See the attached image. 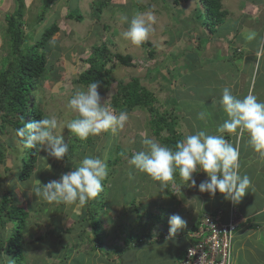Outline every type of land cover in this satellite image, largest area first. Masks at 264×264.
I'll return each mask as SVG.
<instances>
[{"label":"rangeland","instance_id":"rangeland-1","mask_svg":"<svg viewBox=\"0 0 264 264\" xmlns=\"http://www.w3.org/2000/svg\"><path fill=\"white\" fill-rule=\"evenodd\" d=\"M24 2L22 30L26 35V42L22 49L25 50L24 47L27 45H34L42 31L52 24L58 27L49 38L46 48L38 49V52H49L47 60L50 70L42 86L32 87L28 101L30 103L34 101L38 105L43 112L42 118L53 116L57 118L61 125L59 134H62L68 147L74 148L73 158L62 163L42 149L39 155L45 158L42 160L45 163L43 167L45 171L42 175L38 174L32 182H24L16 175L17 169L18 171L20 169L18 156L21 147L15 129L12 124H7L5 130H0V145L3 146L6 154V162L0 166V203L2 197L8 195L12 196L17 205L23 206L28 211L33 205L27 220L29 230L23 238L27 249L30 248L29 263L70 264L77 256L90 255L94 258L97 255V251L92 250L94 246L92 229L91 222L87 218L86 206L49 204L35 196V189L40 187L36 181L43 186L52 180H59L62 174L75 168L86 155L100 157L106 161L108 166L106 179L109 177L108 188L111 187L106 191L111 192L110 196L114 201L111 200V208L102 210L99 215L101 218L96 214L101 209L93 207L96 211L95 214L93 213V220L101 219L99 228L102 235L99 249L101 260L104 254L110 256L106 253L109 247L125 250L124 237L134 235L139 238L141 231L146 232L152 229L151 226H156L157 230L165 226L169 228L168 220L172 215H180L189 224L192 218L195 219L197 210L200 211L198 217L209 212L211 209L204 208V200L210 198L198 190L199 184L207 178L206 174L202 172L194 174L196 187H190V182L187 184L180 180L182 185L178 187L176 184L173 185L174 192L169 194L165 190L167 187L161 189L157 186V182L129 165L128 160L131 156L142 150V137H153L150 135L153 124L149 123L151 115L148 112L136 110L128 112L129 120L123 128H115L100 136H90L86 141H81L66 129V124L75 115L66 105L80 87L75 85L73 80L87 69L85 59L94 55L95 47L105 46L112 54L129 55L132 58L131 66H123L113 60L108 52L105 53L110 58L106 67L111 70L110 74L115 78L110 89L101 95L102 101L105 100L107 106L112 108L109 104L117 82L129 83L133 78H137L143 86L156 95L158 104L154 107L162 111L164 105L168 112L177 116L182 138L198 130H207L215 134L217 126L227 118L219 104L224 87H230L238 98L246 96L248 91L256 92L255 95L259 100L264 98V88H261L264 63L256 64L254 58L249 56L248 60L251 62L246 65L243 63V67L236 64L240 59L235 55L242 58L247 52L243 50L241 54H236L235 51H230L234 45L232 39L234 31L231 29L226 35L221 31L232 28L231 21L226 19L220 29L218 28V32L212 34L208 24L210 19L204 12L201 0H56L50 3L42 15L41 9L49 0H24ZM221 2L223 10L228 11L227 15L234 22H240L242 14L252 15L248 10L241 9L242 4H239L241 1L221 0ZM100 3L104 5L98 11ZM16 8L14 0H0V70L6 67L5 57L8 62H15L16 54L10 53V47L3 44V40L7 29L5 15H12ZM148 10H151L155 16L154 31L142 46L135 47L123 39L122 33L127 30L134 15ZM67 13L81 15L82 19H67ZM38 17H42L41 20ZM260 34L261 32L257 34V38ZM230 43L233 45L227 47ZM207 56L208 58L203 60ZM251 65L254 67V73ZM237 70L244 71L245 76L238 79L235 75ZM200 112L207 113L206 119H197ZM1 125L0 121V129ZM242 143H244L243 139ZM117 148H120L124 155L112 167L109 162L115 160L114 158L119 154ZM102 185L105 196L103 182ZM147 189L154 194L157 191L160 193L153 197L158 199L159 205L154 203L149 208L146 207V199L152 202L151 197L146 195ZM184 191H190V194L187 195ZM24 193L28 199L25 198ZM200 193L201 195H198ZM170 195H174L175 199L183 204L170 205L166 202V198L171 201ZM100 198L101 193L95 200L99 201ZM122 199L124 202L120 203ZM125 199L133 200V203H127ZM213 199L211 197V201ZM185 200H189V203ZM184 205H189V212L186 209L185 212H179L180 207ZM170 208L173 212H169ZM158 217L162 221L158 225L153 224L159 221ZM72 223L76 227L73 228L74 230L71 227ZM60 228H68L67 233L61 238L53 233ZM180 230H185V227ZM6 232V229H0V235L5 236ZM247 236L250 235L245 231L237 232L235 240L247 239ZM233 249L238 251L240 260H245L242 255H247L245 264L264 263V252H260L259 247L250 251L244 249L242 244L234 242L232 252ZM150 251L155 252V250ZM1 256L0 264H5ZM233 260L236 262L237 258L232 253V264Z\"/></svg>","mask_w":264,"mask_h":264},{"label":"clouds","instance_id":"clouds-1","mask_svg":"<svg viewBox=\"0 0 264 264\" xmlns=\"http://www.w3.org/2000/svg\"><path fill=\"white\" fill-rule=\"evenodd\" d=\"M154 22L155 16L151 10L137 13L131 18L127 30L122 33L123 39L135 47L142 46L154 31ZM256 38L257 33L254 30H250L245 36L248 42H252ZM33 86L36 84L33 83ZM100 86V81L89 83L86 88L80 86L67 101V109L75 115L66 124V129L81 141H86L90 136H100L115 128H123L129 120L127 111H120L119 114H116L114 109L106 105L105 100L102 101L98 91ZM32 87L28 100L32 93ZM219 104L227 118L217 126L215 134L209 133L207 130H198L185 135L176 142L174 147L162 145L154 137L144 136L141 139L142 150L131 156L128 160L129 165L137 172L145 174L150 180L157 182V186L161 189L166 188L170 182H174L177 173L184 182L187 184L190 182V187H196L194 174L202 172L206 174L207 178L199 184V192L208 193L212 198L221 195L228 202V206L224 204L209 212H214L217 209L227 211L230 205L237 209V204L245 196L251 180L247 175L243 177L239 175V147L229 142L225 138V134L236 137L246 134L251 148L264 155V101H260L256 95L251 93L243 98H238L232 93L231 88L226 86L222 89ZM36 105L34 103L30 108ZM206 116V112H200L197 119L204 120ZM30 118L32 119L31 116H28L26 120L29 121ZM60 128V123L53 116L30 123L24 122L23 126L16 130V135L22 139L25 148L37 149L39 152L43 149L48 152L49 156L60 161L66 157L69 151L68 144L64 142L62 134H59ZM41 159L45 160V158ZM48 167L50 166L48 165ZM107 175L108 166L105 160L86 155L75 168L62 174L59 180H52L43 186L39 181H36L40 187L35 189V196L49 204H75L83 207L94 201L103 191L102 181ZM170 210L173 209L170 208ZM168 223V236L154 238L146 243L143 240L142 243H137L132 247L172 237H185L190 245L194 242L191 235L195 231L191 228L190 231L187 230L184 233L178 232L186 225L180 215L170 216ZM195 223L197 222H192L191 227ZM244 225H247V221ZM92 240L94 245L92 248L99 251L100 246L95 242L93 232ZM124 251L122 250L116 255L111 253L109 258L111 257L114 264H120L119 256ZM183 252L186 253V251ZM184 258H181L180 262H175L183 264ZM8 264H14V262L9 259Z\"/></svg>","mask_w":264,"mask_h":264},{"label":"trees","instance_id":"trees-1","mask_svg":"<svg viewBox=\"0 0 264 264\" xmlns=\"http://www.w3.org/2000/svg\"><path fill=\"white\" fill-rule=\"evenodd\" d=\"M54 1L56 0H49V2H47L41 9L40 14L42 15V13L45 12L48 6H50V3ZM14 2L17 7L16 10L13 12L12 15H5L7 29L6 37H4L3 44H6L8 47H10V53H13V55L16 54V57L14 59V63L8 62L7 57H5L4 64L6 65V67L3 66L5 69L2 68L0 70V121L2 123L0 130L3 131L5 130V126L7 124H12L16 133V130L22 127L24 122L30 123L42 118L43 112L39 109L38 105L30 109L28 108V95L30 94V89L33 86V83H35L38 87L42 86L45 78L47 77V73L50 70V66L48 65L47 60V55L49 54V52H38V49L46 48L49 38L58 30V27L55 24H52L49 28H46L42 31L40 38L34 45H27L26 47H24L26 48L25 50L22 49L23 45L26 42V35L22 30V26L24 24L25 2L24 0H14ZM201 2L204 12H206L208 16L207 18L210 19L208 23L210 31L212 32V34L213 32H218V28L220 29V26L224 24L228 16L227 11L223 10L221 0H201ZM103 5L104 3H100L98 11H100ZM66 17L67 19L73 20L82 19L81 15H75L73 13H67ZM38 18L39 20H41L42 17ZM231 29L233 28L220 31L225 35ZM107 52L113 58V60H116V62L119 63V65H132V58L129 55H120L117 53L112 54L110 51L107 50L105 46L95 47L94 55L90 56L88 59H85V62L88 65L87 69L79 73V75L74 78L73 83L78 86L87 87L89 83H92L94 81H100L101 86L98 89L100 95L108 91L111 85L113 84L115 78L111 76V70L106 67V63L110 62V58L105 55V53ZM194 58L196 59V57ZM238 59H241V57L238 56ZM157 101L158 99L156 95L151 93V91H149L145 86H143L140 83L139 79L133 78L129 83H123L122 81L116 83V90L115 93L111 96V101L109 105L116 112H133L135 110L148 112L151 115V120L149 123L150 125L153 124L150 131V135H152L162 145L174 147L176 142L182 139V134L179 133L178 129V118L174 113L168 112L164 105H162L164 107V110L162 111H160L158 107H154L155 104H158ZM33 103L34 101H32L29 105H32ZM28 116L32 117V119L29 121L26 120ZM18 141L21 147V149H19L18 156V163L20 169L19 171L17 169L16 175L20 181L32 182V180L38 174L42 175L45 171L43 170L45 163L42 162L43 159L40 160V158H42L39 155L41 151L39 152L37 149L25 148L24 143L20 137H18ZM90 142H87V144ZM68 148L69 151L66 154V157L63 160H60L61 163L67 162L68 160L73 158L74 148ZM117 150L119 154L117 155V157L114 158L115 160L109 162L112 167L115 163H118L121 157L124 155L120 148H117ZM5 162V149L2 145H0V166L4 165ZM180 180L182 181V179L177 173L175 181L170 182L167 185V188L165 189L166 192L172 194V191L174 192V188L172 187L173 185L176 184L177 187L179 185H182V183H180ZM102 182L104 184V189L106 192L105 196L107 198L103 196V192H101L100 200L102 201H91L85 207L87 218L91 222L90 226L92 228L95 242L98 243V246H101L102 244V237L99 231L101 219L96 221L93 220V213L95 214L96 212L93 207L96 206L101 209L99 213H96L99 217V215L102 213V210L106 211L107 208H111V200L113 201V198H111L110 196L111 192L109 191L110 193H107L106 191V189L111 188L110 186L108 188V185L110 184L109 177L107 179L105 178ZM24 194L25 198L28 199L26 193ZM205 194L209 196L208 193ZM174 195H170L171 201L166 198V202H169L170 205L175 204L176 195ZM121 201L122 202L120 203L124 202L123 199ZM125 201L127 203H133V200L125 199ZM225 206H228L227 201ZM32 209L33 205L29 207V211L23 206L17 205L16 202L13 200L12 196L7 195L2 197L1 199L0 229H6L7 232L5 233V236L0 235V255H2L1 258H3L2 260L5 264H8L9 259L13 261L14 264H30V248L27 249L26 242L25 240H23V238L29 230V223L27 220L29 212ZM169 212H173V210H169ZM165 215L167 214L165 213ZM157 219H159V217ZM160 221H162L161 218L158 222L156 221V223L153 224L158 225ZM71 227L72 229L75 227L74 223H72ZM151 227L152 229L146 232L145 230H143V232L141 231L142 234H140L139 238L134 235L124 237L123 242L125 250L131 248L137 243H142L141 241L143 240L146 243L150 242L154 238H163V235H169V228L167 226H165L164 228H159L158 230L156 229V226ZM190 228L195 231L197 229V223L193 224ZM67 231V228H60L57 231L54 230L53 233H55L56 235H58L59 238H61L64 233H67ZM139 240L140 242H138ZM109 248L110 250H108V252H112L113 249L115 251V254L113 255H116V247ZM92 250L97 251V249L94 247L92 248ZM177 252L179 253V256L176 262H180L181 258H184L185 253H181L179 251ZM82 256L85 255L77 256V258L74 259V262L81 260ZM102 256V261L104 260L105 264H108V261L105 260L106 254ZM230 259L232 263V256ZM74 262H71L70 264H74ZM43 264L46 263L43 262Z\"/></svg>","mask_w":264,"mask_h":264},{"label":"crops","instance_id":"crops-1","mask_svg":"<svg viewBox=\"0 0 264 264\" xmlns=\"http://www.w3.org/2000/svg\"><path fill=\"white\" fill-rule=\"evenodd\" d=\"M232 1H238V2L241 1V3H239L243 5V6L241 5V9L248 10L250 13H252V15L242 14V16L240 17V22L238 21L234 22V20L231 19L229 15L226 18L230 20L231 23L233 24L232 28L234 31V35L232 37L234 41V45L233 43L232 44L230 43V44H227L228 45L227 47L229 46L231 47V45H233L230 51H235V53L237 54H241L243 50H246L247 52V54L242 56V58L240 59V61L242 62L239 61V63H236V61H233V60L232 61L235 62L238 66L243 67V63L246 65L248 62H251L250 60H248V57L252 56L254 58L253 61H256V64L257 63L260 64L261 62L264 63V0H232ZM250 30H254L257 34L261 32L259 38H256V40L252 42H248L245 39L246 34ZM235 57L238 58V56H235ZM258 57L260 58L258 59ZM207 58L208 56L205 59ZM253 65L251 66H252V72L254 73L255 71L253 70L254 69ZM263 69H264V66H263ZM224 70H227V69L225 68ZM228 70L230 71V68H228ZM232 74L233 73H231V75ZM235 75L238 76V79L243 78L245 76L244 71L238 72V70ZM232 77H234V75H232ZM262 81H263V84L261 88L263 89L264 88V75H262ZM255 93L252 92L251 94L255 95ZM248 94H250V91H248L246 95ZM260 101H264V98L263 100L260 99ZM178 124H179V119H178ZM225 138L229 140V142H231L233 145H238L239 147V153H240L239 175H241V177H243L244 175H247L251 180L250 187L247 189L245 196L237 204V211L239 212L241 217H243L247 221V225H245L246 226L245 230L239 229L238 232L241 233L245 231L246 233H249L250 236H247V239H243V238L242 239L237 238L236 240L234 239L232 243V248L234 247V242H235V243L242 244V246L246 250L252 251L256 248L258 249L259 247L261 249L260 252H264V155H261L260 153L255 152L251 148V146L248 144V137L246 134L240 137H236L234 135L228 136V134H225ZM242 139L244 143H242ZM190 191L189 192L184 191V192L187 193V195H189ZM146 195H149L152 199V202H149L146 199L145 201L146 207L149 208L154 203H158L159 205L158 199L157 200L153 199V197L160 195L158 191L154 194V193H151L149 189H147ZM198 195H201V193ZM205 195L208 198H210V200L203 199L204 204H205L204 208H206L207 210L226 204V201L223 200V198L220 196H215V198L211 201V197L208 196L207 194ZM185 202L189 203V200H185ZM176 203L181 205L182 202H179L178 200H176L175 204ZM193 208L191 211L195 209ZM184 209H186L187 212H189V209H190L189 205H184L183 207L181 206L179 212H182V211L185 212ZM198 215H200L199 210L196 211V217H198ZM196 217L195 219L192 218L189 221V224L186 223L185 230L183 231L178 230V232L184 233L187 230H189L191 227L190 224L192 222H197ZM186 218H188L189 220L188 216H186ZM251 237L252 239H250ZM254 238L256 239L254 240ZM155 239H158V238H155ZM150 250H155V252L153 253ZM150 250H145L138 254V264H177L175 261H177L179 253L175 251L173 248L159 247V248H153ZM116 251L118 253L122 250L116 247ZM107 253L108 254L115 253V251L112 249V252L110 253L107 252ZM232 253L233 255L235 254V258H237L236 262H234L233 260V264H245V260L247 259L246 254L242 255L245 260H240L238 257L237 250L233 249ZM99 256H100L99 251H97V255L94 258L92 256L85 255V256H82V259L77 261L76 263L77 264H94V263L95 264H105V262L103 263L104 260L102 261L101 258L99 259ZM106 256H105L106 258L105 260L110 262L111 257L109 258L108 255ZM109 264H114V262L111 261Z\"/></svg>","mask_w":264,"mask_h":264},{"label":"built area","instance_id":"built-area-1","mask_svg":"<svg viewBox=\"0 0 264 264\" xmlns=\"http://www.w3.org/2000/svg\"><path fill=\"white\" fill-rule=\"evenodd\" d=\"M244 224L246 220L231 205L227 211L204 214L191 235L194 242L183 264H231L232 243L238 230H245Z\"/></svg>","mask_w":264,"mask_h":264},{"label":"water","instance_id":"water-1","mask_svg":"<svg viewBox=\"0 0 264 264\" xmlns=\"http://www.w3.org/2000/svg\"><path fill=\"white\" fill-rule=\"evenodd\" d=\"M189 245L190 244L185 237H172L170 239H164L151 244H140L138 246L126 249L119 256V262L120 264H138L137 255L140 251L160 246H170L179 252H183L186 248L189 247Z\"/></svg>","mask_w":264,"mask_h":264},{"label":"bare ground","instance_id":"bare-ground-1","mask_svg":"<svg viewBox=\"0 0 264 264\" xmlns=\"http://www.w3.org/2000/svg\"><path fill=\"white\" fill-rule=\"evenodd\" d=\"M200 219H202L201 217H198L197 218V224H198V222L200 221ZM196 231V230H195ZM165 237V236H164ZM176 238H178V237H176ZM232 249V248H231ZM190 250V247H188V248H186L184 251H189ZM231 254H232V252H231Z\"/></svg>","mask_w":264,"mask_h":264}]
</instances>
